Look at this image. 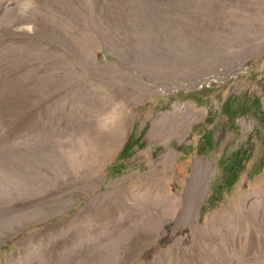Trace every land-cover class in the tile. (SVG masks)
<instances>
[{
  "label": "rangeland",
  "instance_id": "obj_1",
  "mask_svg": "<svg viewBox=\"0 0 264 264\" xmlns=\"http://www.w3.org/2000/svg\"><path fill=\"white\" fill-rule=\"evenodd\" d=\"M262 178L264 0H0V264H264Z\"/></svg>",
  "mask_w": 264,
  "mask_h": 264
},
{
  "label": "bare ground",
  "instance_id": "obj_2",
  "mask_svg": "<svg viewBox=\"0 0 264 264\" xmlns=\"http://www.w3.org/2000/svg\"><path fill=\"white\" fill-rule=\"evenodd\" d=\"M179 113H180L179 110H177L176 112L170 114L169 116L167 114H164L163 116L158 117V119L156 121H154L155 124H156V125H154V128H157L158 126H167V127L171 128L172 127L171 124H172V122L174 120H177L178 121V128H181V127L184 128V127H186L187 124L189 123V120H190L191 116H193L192 115V111H191V109H187V112H186L185 116H183V117H180ZM171 156H172L171 152L170 151L167 152L162 158H160V162H167V160ZM202 166L205 167L204 170H206V172H207V178L206 179L208 180V178L210 177L211 172L213 170L212 169L213 167L211 166V164L209 162H207V161H201V160H197V159L195 160V163H194V169H193L192 179H195L196 178V175L198 173V170ZM150 172L153 174L152 177L155 174H158V176H160V172L157 171L155 167ZM151 173H150V176H151ZM161 179L160 178L153 179L154 182H156V186L153 188L152 187L153 186L152 185L153 183H148L147 186L144 188L143 191H140V193H136L135 192V197L138 198L139 200L141 199V201L142 200L147 201V196L150 197V198H153L154 197V198H157V199L160 200L161 196L162 197L164 196L161 193L162 190L160 191V187H159V184H160L159 180H161ZM201 186H202V190H204V192H205V190H206V184L203 183V185H201ZM263 186H264V178L261 179L260 188H262ZM204 192H203V194H204ZM165 194H166L167 201H169V198H173V192L171 190H167L166 189L165 190ZM176 199L179 200V198H176ZM174 202H175L174 200H171V202L169 201V203L171 205H173ZM139 206H140V208H139L138 212L136 213L137 219L140 218L142 220H145V218H147V216H154V215L157 214L156 212L151 211L150 208L146 207V205L143 202H140L139 203ZM252 208H254V207H252ZM255 209H257V212H258V210L260 211V209H261L260 204H256L255 205Z\"/></svg>",
  "mask_w": 264,
  "mask_h": 264
},
{
  "label": "trees",
  "instance_id": "obj_3",
  "mask_svg": "<svg viewBox=\"0 0 264 264\" xmlns=\"http://www.w3.org/2000/svg\"><path fill=\"white\" fill-rule=\"evenodd\" d=\"M232 103H233V101H232V99L229 97L228 98V100H227V102L225 103V105L223 106V107H225V110L227 111V112H231L232 111ZM234 103H238L237 104V106H239V104L241 103L240 101L239 102H237V101H235L234 100ZM208 138V141L211 143L212 142V138L210 137V135L209 134H205V135H203V140L204 139H207ZM131 144H127V145H125L124 146V148H123V156H126V154L128 153V151H129V149L131 148ZM236 164H238V163H236ZM234 179H235V176L233 177V178H231L228 182H227V189H230V187L232 186V184L234 183Z\"/></svg>",
  "mask_w": 264,
  "mask_h": 264
},
{
  "label": "clouds",
  "instance_id": "obj_4",
  "mask_svg": "<svg viewBox=\"0 0 264 264\" xmlns=\"http://www.w3.org/2000/svg\"><path fill=\"white\" fill-rule=\"evenodd\" d=\"M118 118V117H117Z\"/></svg>",
  "mask_w": 264,
  "mask_h": 264
}]
</instances>
